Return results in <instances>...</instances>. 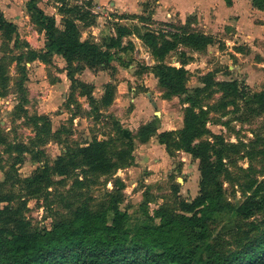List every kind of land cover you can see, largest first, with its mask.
Segmentation results:
<instances>
[{"label": "rangeland", "instance_id": "374dc122", "mask_svg": "<svg viewBox=\"0 0 264 264\" xmlns=\"http://www.w3.org/2000/svg\"><path fill=\"white\" fill-rule=\"evenodd\" d=\"M35 4L45 15L54 18L59 30L63 29L64 14L58 8L60 3L40 0ZM31 6L29 0H12V3L0 0V15L16 27V34L10 37L0 30V229L8 231L12 228L9 209L19 211L17 215L30 223L31 232L51 229L59 222L71 226L77 209L94 214L107 212L110 222L111 212L107 208L113 194L119 200V208L127 212L124 222V231L128 235L126 246L136 249L147 239L164 237L160 227L167 214L175 217L191 215L183 205L198 195L200 174L197 159L174 147L167 150L165 144L159 142L157 127L162 124L156 114L171 111L165 131L178 130L182 127L181 119L188 103H182L179 96L164 98L154 75L158 61L135 35L123 38V44L130 41L133 49L127 52L112 49L106 65L90 67L82 60L72 59L68 66L58 54H46L44 60H29L27 50H43L40 49L43 44H39L43 32L37 12L31 15ZM1 10L8 11L6 16L9 18ZM92 12L97 18L94 9ZM105 14L101 13V18L93 25L82 27L79 23L82 40L90 39L100 44L102 38L115 34L117 23ZM25 15H29V21L26 19V23L19 25L14 23L15 16L22 17V21ZM146 23L141 25V32L149 28L156 32L171 30L166 25L168 22L147 20ZM169 24L179 25L177 22ZM192 30L203 32L199 25L192 26ZM212 37L214 42L203 51L180 45L164 58L165 63L174 66H180L184 57L190 58L185 65L188 70L186 87L190 94L194 95L195 88L203 87L202 75L209 71L215 72L217 81L237 79L246 92L244 97L223 95L211 87L199 90L195 95L208 111L206 126L210 132L202 138H208L216 143L217 149H222V166L218 177L220 192L216 186L207 189L209 195L217 196V203L210 205L205 213L206 238L191 241L193 233L188 230L167 234L172 242L185 246L194 254V262L199 257L208 260L213 251L228 255L264 236V201L260 198L264 194V112L258 113L253 102L254 94L264 91V72L257 71L260 68L251 62L253 59L264 62L263 48L256 45L253 59L247 56L248 60L244 56L249 52L248 47L243 44L233 46L243 55L232 57V60L227 58L229 61L225 63L224 58L215 54L217 47L224 48V42L219 39V34ZM241 67L246 71L240 73ZM68 70L76 81L68 78ZM248 70L254 75L252 89L244 85L243 76ZM57 82L62 85L51 86ZM138 94L142 112L145 108H153L155 112L150 123L156 132L144 142L150 143L148 147H142V142L134 137L135 131L146 123L142 121L135 130H130L124 123L131 119L127 114L137 102L130 98ZM103 97H111V103L103 105ZM121 98L127 99L121 101ZM229 100L233 103L221 106ZM154 101H162L163 106L162 103L155 105ZM134 120L138 123L139 118L135 115ZM120 128L130 133L121 134ZM216 136L221 137L222 142ZM95 139L108 141V156L117 162L119 153L132 142V162L101 172L77 157V167L68 174L59 175L53 170L57 158L65 155L68 148L84 147ZM250 184L252 188L260 186L262 191L251 215L241 217L230 207L247 199ZM3 236L7 237V232Z\"/></svg>", "mask_w": 264, "mask_h": 264}, {"label": "trees", "instance_id": "16d2710c", "mask_svg": "<svg viewBox=\"0 0 264 264\" xmlns=\"http://www.w3.org/2000/svg\"><path fill=\"white\" fill-rule=\"evenodd\" d=\"M29 1L30 5L32 4L31 15L34 11L37 12V20L45 35L44 46L40 48L43 49L42 52L32 49L26 51L29 60H44L46 54H58L65 59L68 66L72 59L82 60L90 67L104 63L106 65L112 49L122 52L133 49L134 46L130 41L123 44L124 37L135 34L141 39L154 60L158 61L154 66V75L163 90L164 98L179 96L182 103H188L184 108L182 127L178 130L160 132L159 142L165 144L167 150L174 147L198 160L199 193L183 205L184 210L191 214L190 216L175 217L167 214L160 227L164 237L147 239L136 249L126 246L128 235L124 231V222L127 219V212L119 208V200L113 194L107 208L111 212L110 222L107 221V212L94 214L85 209H77L73 225L59 222L51 229L42 232H31L30 223L22 215H17L19 211L9 209L12 228L8 231L0 229V264H264V236L256 238L245 247L231 251L228 255L213 251L208 260L199 257L196 262H194V254L188 248L172 242L167 236L174 230L179 233L188 230L193 233L191 241L204 240L207 228L205 213L210 205L217 203V196L209 195L207 189L210 186H216L218 192L221 190L218 177L222 166V149H217L216 143L208 138H202L210 132L206 126L208 111L203 108L195 95L199 90L215 87L223 95L246 96L244 88L237 79L217 81L214 79V71L203 74L201 78L203 87L195 88L194 95L190 94L186 87L188 70L185 68L190 58L184 57L180 61V66L164 62L165 56L180 45L195 51L205 50L214 42L213 37L188 29V24L166 23L171 30L157 32L150 28L140 32L136 26L116 24L115 34L102 38L101 43L98 44L90 39H81L79 23L82 27H86L93 25L96 21V14L92 12L93 4L90 0H82L74 4H71L70 0H53L55 3H60L58 8L64 14L63 29L60 30L55 26L54 18L45 15L36 6L37 0ZM251 2L255 7L264 9V0H251ZM0 30L6 37L16 34L15 25L1 15ZM67 76L71 81H76L69 70ZM253 98L254 104L258 107V113L264 112V91L254 94ZM111 101V97H103L102 104L108 105ZM232 103L233 101L229 100L221 106L226 107ZM36 118L41 119L40 116ZM116 125L119 127L118 124ZM120 131L121 134L130 133L129 130L122 128ZM154 132L156 128L148 122L135 131L134 137L144 143ZM216 137L222 142L221 137ZM108 144V141L95 139L87 146L68 148L65 155L57 158L55 162L57 166L53 170L59 175L68 174L77 167L78 164L75 161L77 157L101 172H109L119 167V164L129 165L132 162V142L128 144V148L119 153L118 159L119 162L121 159V163L116 160L111 161L108 156ZM213 157L215 160L212 159ZM247 189L250 191L247 199L238 206L230 207L241 217L251 215L254 207L258 205L256 198L262 191L258 185L252 188V184ZM261 197L264 201V194ZM165 214L166 212L163 216ZM6 232L7 237L3 236ZM140 250L143 251L140 252Z\"/></svg>", "mask_w": 264, "mask_h": 264}, {"label": "crops", "instance_id": "0c3cea01", "mask_svg": "<svg viewBox=\"0 0 264 264\" xmlns=\"http://www.w3.org/2000/svg\"><path fill=\"white\" fill-rule=\"evenodd\" d=\"M93 4L94 12L97 13V18H101L100 14L106 13L109 19L116 22L119 25L126 26H136L141 32V25H147L146 21L149 22H172L178 23L179 25L188 24L189 28L192 29V26H202L203 33L214 36L219 34L220 40L224 42V48H216L215 54L219 55L221 59L224 58L225 63L231 58L242 57V53L238 50H235L233 46H238L243 44L248 47V54L244 55L245 57H253L254 48L256 45L263 48L261 55L264 57V9H259L255 7L251 0H90ZM40 0H37L38 4ZM12 3V0H10ZM7 3V7H8ZM92 9V11H93ZM5 17L7 13L5 10ZM10 13V12H9ZM9 18V17H7ZM20 16L14 17V23L19 25L23 24L26 21H29V15H25V18L21 21ZM96 18V19H97ZM27 19V20H26ZM11 21L13 19L10 18ZM121 23V24H120ZM124 23V24H122ZM20 24V25H21ZM152 26V25H150ZM43 32V31H42ZM44 33V32H43ZM41 33L42 39L39 44L44 46V35ZM223 34V35H222ZM135 35V34H131ZM130 36V35H129ZM136 36V35H135ZM128 37V36H127ZM31 44V42H28ZM38 44V42H37ZM216 45V44H215ZM41 46V47H43ZM217 46V45H216ZM37 48L40 46L36 45ZM148 53V52H147ZM246 58L249 60V58ZM227 58L229 60H227ZM253 59V58H252ZM223 61V60H222ZM252 63H255L261 71L264 72V62L251 60ZM228 67H231L230 64H227ZM246 71L245 68L241 67L240 73ZM246 76H243L245 85L249 86L251 89L254 87L251 82L254 79V75L251 74V70L245 72ZM66 77V75L64 74ZM227 80L226 78H221ZM64 81L67 83L66 78ZM62 85L61 82L51 84L52 87H57ZM121 84L119 86V90ZM122 91V90H121ZM127 91V88H126ZM132 94V93H130ZM128 98V97H127ZM127 98H121V101H124ZM136 102L135 107L132 109L128 116H131L129 121L126 120L125 126L130 130H135L140 123L151 122L154 118H151L152 114L155 113L153 108L151 110L145 108L142 112V104L140 94L134 95L130 98ZM163 100V99H162ZM155 105L160 106L162 101H154ZM171 111L164 110L157 112L158 120L162 124L161 127H157V132L167 130L166 125H168V118ZM135 115L139 118L138 123H136ZM143 115V116H141ZM134 116V117H133ZM154 116V115H153ZM126 117V116H125ZM144 117V118H142ZM123 121V118L122 120ZM125 121V120H124ZM182 123V119H181ZM154 141V139H151ZM148 143H142V147H148ZM152 144V142H151ZM169 158V157H168Z\"/></svg>", "mask_w": 264, "mask_h": 264}]
</instances>
